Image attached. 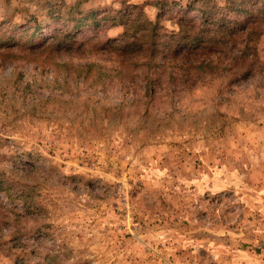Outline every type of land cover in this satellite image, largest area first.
I'll use <instances>...</instances> for the list:
<instances>
[{
  "label": "rangeland",
  "instance_id": "obj_1",
  "mask_svg": "<svg viewBox=\"0 0 264 264\" xmlns=\"http://www.w3.org/2000/svg\"><path fill=\"white\" fill-rule=\"evenodd\" d=\"M42 1L0 0V22L35 14L48 35ZM159 1L82 7L155 20ZM177 19L166 34L189 31ZM118 33L83 32L55 56L0 49V264H264V24L250 75L193 83L141 66L131 83L92 86L54 70L111 65Z\"/></svg>",
  "mask_w": 264,
  "mask_h": 264
},
{
  "label": "trees",
  "instance_id": "obj_2",
  "mask_svg": "<svg viewBox=\"0 0 264 264\" xmlns=\"http://www.w3.org/2000/svg\"><path fill=\"white\" fill-rule=\"evenodd\" d=\"M83 1L75 0L69 4L66 0L54 3L43 0L41 10L53 23L47 27L48 35L41 31L35 14L29 16L25 25L14 24L10 17H2L0 49L12 46L19 48L24 56L43 53L55 56L54 53L62 49L70 50L83 32L113 28L119 33L106 42L111 65L55 62L54 70L65 69L69 75L92 86L131 83L137 78L135 69L141 66L150 72H168L171 78L173 72H177V77L193 83L225 72L252 73L248 44L255 40L258 28L264 24V0H225L222 5L206 8L200 7L202 0H192L177 10L168 6L167 0H161L158 2L161 12L155 20H151L141 7H124L116 12L98 8L87 10L82 7ZM165 5L167 11L163 10ZM193 10L199 14L198 18L189 15ZM171 17H177L189 31L166 34L161 23ZM39 29L41 32L37 35ZM81 47L82 44L76 48ZM163 47H166L165 51Z\"/></svg>",
  "mask_w": 264,
  "mask_h": 264
}]
</instances>
